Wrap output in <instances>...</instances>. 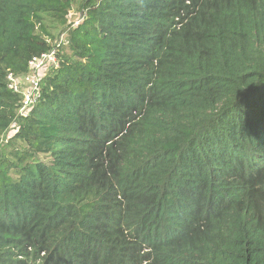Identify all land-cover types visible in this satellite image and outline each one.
Returning <instances> with one entry per match:
<instances>
[{
    "label": "trees",
    "instance_id": "1",
    "mask_svg": "<svg viewBox=\"0 0 264 264\" xmlns=\"http://www.w3.org/2000/svg\"><path fill=\"white\" fill-rule=\"evenodd\" d=\"M13 126L0 264H264V0H0Z\"/></svg>",
    "mask_w": 264,
    "mask_h": 264
},
{
    "label": "built area",
    "instance_id": "2",
    "mask_svg": "<svg viewBox=\"0 0 264 264\" xmlns=\"http://www.w3.org/2000/svg\"><path fill=\"white\" fill-rule=\"evenodd\" d=\"M57 52V48H53L33 57L28 73L20 76H15L13 73L8 74L9 87L23 96L20 113H27L39 100L41 81L48 72V66L51 65L49 68H53L59 65Z\"/></svg>",
    "mask_w": 264,
    "mask_h": 264
},
{
    "label": "rangeland",
    "instance_id": "3",
    "mask_svg": "<svg viewBox=\"0 0 264 264\" xmlns=\"http://www.w3.org/2000/svg\"><path fill=\"white\" fill-rule=\"evenodd\" d=\"M85 14H86V12L80 8L78 3H76L75 5H73L69 9V12H68V15H67V23L74 24V25H79V24H81L83 22ZM60 42H64V47H62L61 51H66L67 53L72 54L71 53V49L67 46L68 42L66 41V35L60 37L58 39V41H56V40L53 41V45L56 44V46H59ZM50 66L51 65L48 66L47 71L52 69V68H49ZM29 111L30 110H28V112ZM15 132H16V127L13 126L10 129V131L3 136L1 147H0V150H1L2 154L3 153H10L11 148H10V146L8 144V140L14 135ZM41 157L46 158V160L48 159V157L46 155H42Z\"/></svg>",
    "mask_w": 264,
    "mask_h": 264
}]
</instances>
